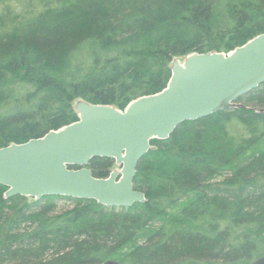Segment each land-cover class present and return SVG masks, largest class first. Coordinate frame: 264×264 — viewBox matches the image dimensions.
Here are the masks:
<instances>
[{
    "label": "trees",
    "instance_id": "1",
    "mask_svg": "<svg viewBox=\"0 0 264 264\" xmlns=\"http://www.w3.org/2000/svg\"><path fill=\"white\" fill-rule=\"evenodd\" d=\"M262 33L264 0H0V147L78 121L79 100L124 110L164 90L176 58L229 53ZM239 103L152 140L134 180L145 203L8 199L0 185V264L264 257V83ZM114 166L108 157L88 165L99 178ZM59 199L72 207L59 212Z\"/></svg>",
    "mask_w": 264,
    "mask_h": 264
},
{
    "label": "water",
    "instance_id": "2",
    "mask_svg": "<svg viewBox=\"0 0 264 264\" xmlns=\"http://www.w3.org/2000/svg\"><path fill=\"white\" fill-rule=\"evenodd\" d=\"M264 83V33L229 53L176 58L168 86L133 100L124 110L79 100V120L25 143L0 147V185L6 198L93 199L107 207L145 203L135 177L152 140H166L185 121L239 108V99ZM113 158L120 169L106 178L88 167ZM76 167V168H75ZM105 264H119L109 260ZM264 264V257L253 262Z\"/></svg>",
    "mask_w": 264,
    "mask_h": 264
},
{
    "label": "rangeland",
    "instance_id": "3",
    "mask_svg": "<svg viewBox=\"0 0 264 264\" xmlns=\"http://www.w3.org/2000/svg\"><path fill=\"white\" fill-rule=\"evenodd\" d=\"M181 59V58H179ZM184 58H182L181 60H183ZM264 146V141L263 143L257 147L256 149H260L261 147ZM115 169H120V166H118L116 163H115V166L113 167V170ZM230 171V170H229ZM229 171H225L219 175H217L215 178H214V182H219V181H223L230 173ZM57 205H58V211L61 212V211H64V210H67L69 209L70 207H72V204L68 201H66L65 199H59L57 201ZM144 238V236H140L136 239H133L131 240L127 246H125L124 248L121 249V252H127L129 251L131 248L135 247V246H138L140 245V243L142 242V239ZM112 261H115V262H118L119 263V260H117V258H113L111 259Z\"/></svg>",
    "mask_w": 264,
    "mask_h": 264
}]
</instances>
